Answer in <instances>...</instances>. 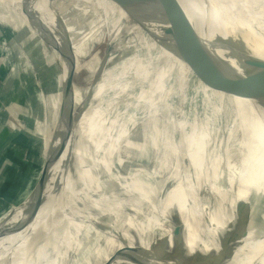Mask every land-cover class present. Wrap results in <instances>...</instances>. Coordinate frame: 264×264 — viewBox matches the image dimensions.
<instances>
[{"label": "rangeland", "instance_id": "1", "mask_svg": "<svg viewBox=\"0 0 264 264\" xmlns=\"http://www.w3.org/2000/svg\"><path fill=\"white\" fill-rule=\"evenodd\" d=\"M37 2L53 17L60 36L64 29L73 33L71 43L78 71L74 80V110L81 106L87 96L94 81L93 73L97 70L99 62L104 59L108 45L113 47V53L106 61L92 102L81 115L75 147L70 151L66 149L56 165L58 147L55 152L50 150L51 167L45 176L41 177L45 160L41 162L38 159L35 162L29 146L28 150H22L13 142L8 145L7 151L21 152L20 162L16 164L15 169L17 178L28 170L29 163L32 169L37 168L25 189V194L29 192L33 197L35 186L38 181L40 182L36 196L41 198V207L36 221L31 232L23 235L15 245L24 244L41 236H45L44 239L54 234L58 236L56 243L46 245L26 264H105L117 252L121 240L129 243L135 237L142 239L135 245L133 243L132 248L137 246L149 249L156 241L164 237L171 238L173 229L164 233L163 228L170 230L169 226H159L167 222L174 228L179 224L175 223L176 220L172 217L174 211L179 214L184 228L188 229L204 213L217 210L218 202L241 177L246 174L247 180L251 177V167L263 153L261 141L264 120L246 156L242 159L241 155L233 154V145L242 132L240 123L243 118L238 105L233 103L231 105L225 99L214 95V91L209 88V82L220 85L218 75L223 83L226 82L228 75L225 61L221 59L216 49L210 52L213 69L201 71L192 64L182 61L173 50L176 42L169 44L160 40L161 38L157 39L155 35L142 28L140 21L135 22L129 13L113 0H37ZM177 2L182 7L180 1ZM70 15L73 18H69ZM83 22L88 28L81 25ZM25 27L23 24L15 30H10L0 23V65L5 62L10 69L21 56L31 60L30 63L29 61L26 63L29 64L27 72H32L34 67L35 72L38 69L40 71L46 64L40 51L30 41L29 32ZM13 37L16 44L9 47L10 43L6 42V38ZM30 48L34 54L30 52ZM241 53L239 49L232 52V59L237 61V66L240 62L236 56ZM33 55L38 57L37 62ZM174 56L184 63L175 61L171 67L169 64ZM228 59L225 58L230 69L232 68L230 78L233 73L236 75L237 66L230 62V59L227 61ZM163 70H167V73L160 78ZM181 71L183 74L181 73L180 79ZM27 72L23 81L29 75ZM58 74L59 76L52 74V81L49 78L45 79L46 84L43 83L41 86L48 104H53L50 111L54 115L52 124L55 125H58L66 78L65 72ZM8 75L10 74L0 70V81L4 80L3 84L7 83ZM244 80L245 74L239 81L242 89L236 76V80L235 78L233 80L234 90L243 95L241 102L244 105L253 106L260 97L251 104L247 102L250 81ZM182 86L185 88L183 91ZM52 89L55 93L49 91ZM10 90L9 86L4 91L7 94L10 92L12 96L7 95L9 97L2 101L0 98L2 106L0 130L13 127L15 123L14 128L17 132L30 141L32 139L34 142H41L39 134L44 127L43 124L35 120L28 127V123L22 118V108L18 100L22 99L21 96L25 93ZM18 91L22 94L19 95ZM233 95L235 94L232 93ZM115 96L121 98L122 103L128 101L134 105L157 98L156 101L169 106L172 110L167 131L169 158H172L174 163L164 172H160L159 176L151 178L148 173L161 166L158 161L164 138L163 118L144 115L141 111L128 109L123 104L108 117L104 113L106 112L104 105L109 98ZM34 109L37 113L38 108L34 106ZM121 110L126 111L125 114L115 117ZM253 112L254 108H249L246 115L252 118ZM48 118L52 119L50 115ZM101 123L102 125H99L100 127L98 126L90 136L86 134L90 127ZM86 143L91 146L96 144L98 147L88 148L85 146ZM49 149L50 144L47 143L46 157ZM40 150L43 152L42 146L39 152ZM40 157L39 155L38 158ZM3 158L5 155L0 154V161ZM70 162L74 164L72 169L68 167ZM64 166H67L65 171ZM229 176L233 178L231 184ZM2 178L4 172L0 173L1 188L5 181L2 182ZM150 181H156L157 184H154L151 194V197H156L155 216L149 219V223L147 222L149 225L146 223L147 228L139 231L138 234H141L136 236L133 221L127 219L125 212L120 214L117 211L120 203L126 200V197L119 194L128 191L127 196L134 195L150 186ZM161 181L165 184L159 188ZM219 184H225L226 187L223 188ZM19 204L20 208L12 215L13 218L22 215L30 206L22 202ZM46 206L50 208L46 209ZM195 210L198 212L194 213ZM166 216L169 218L164 220ZM15 228H7L11 231L6 235H0V242H4Z\"/></svg>", "mask_w": 264, "mask_h": 264}, {"label": "bare ground", "instance_id": "2", "mask_svg": "<svg viewBox=\"0 0 264 264\" xmlns=\"http://www.w3.org/2000/svg\"><path fill=\"white\" fill-rule=\"evenodd\" d=\"M179 1L182 4V9L187 21L189 23L193 22L196 25L197 32L201 35L202 39H204L207 45L216 43L217 46H219L220 53L221 55L223 54L224 60L225 58H229L230 62H233L236 65L237 61L232 59L233 57L232 52H235V49H239L241 50L242 53L236 56L237 59H239L238 61L241 63L242 59H246V61L250 63V68L248 69V71L244 69L245 66L243 67V65H242V69H244L245 71L246 82L250 81V87L247 95V102L251 104L260 97L256 101L255 105H253L254 107L252 105L251 106L244 105L243 102H241V100L243 99V95L242 94H241L242 96L239 95V91L236 92L234 90V83H233L234 78L236 80V76H237L239 82L243 76V75L240 76L241 75L240 66L236 65L237 66L236 70L238 71L237 72L238 74L236 73L235 75L233 73L229 78V81L223 83L221 81L220 76L218 75L217 79L218 82H220L219 86H217L216 84H211L210 82L208 83L209 88L214 91V95H218L221 99L222 98L225 99V101H228V103H230L231 105L233 103L238 105V107L240 108V112L242 113L243 120L242 123H240L239 121L240 116H239L238 121L241 124L242 132L240 133L239 138L236 140L235 145H233L232 152L235 155L236 154L241 155L243 159L246 156V153L250 145H252V142L258 133L260 125L264 120V0H179ZM33 21H38L41 24L44 23L48 27H50V29L54 33H56L57 35L60 34L58 25L53 19V17L50 15V13H48V11L43 6H41L37 2V0H0V23L4 27L10 30H15L23 24L26 26L25 28L30 35V41L40 51V54L43 56L44 64H46V67L42 68L39 72L40 77L41 79L44 80V82L45 79L48 78L51 79L52 81V74L59 76L58 72L60 73V75L61 72H65L64 66L62 67L63 60L60 53H58L55 49L50 47L48 43L40 37L37 31H35L32 28L30 23H32ZM60 39L61 38L59 37L58 38L59 42L62 41ZM234 54L236 55V53ZM229 59L227 61H229ZM175 61H180L179 62L180 64L184 63L174 56L172 61H170L169 65L172 67ZM233 63H232V67H233ZM244 64H245V60H244ZM47 71L48 74H46ZM166 73L167 70H163L160 74L161 76L160 78H162ZM179 73H180L179 78L181 79L183 71ZM255 78L259 80V83L255 81ZM235 87L237 89V86ZM184 89H185L184 86H182L181 90L183 91ZM49 91L55 93V90L53 89ZM232 93H234L235 95L232 96ZM120 100L121 98H119L118 96H115V98H109L107 100V102L104 105V109L106 111L104 113L106 116L109 117L110 115H112L113 111H115L119 105L123 104L126 108L139 110L144 115L157 116L163 118L164 138L162 144V153L160 154L158 161L160 162L161 166L160 168H156V170L151 171V173H148V176L151 178L155 176H159L160 172H164L166 168H169V166L173 165L174 163L173 159L169 158L170 155L168 152L169 135L167 131L169 126V116L171 115L170 112L172 110L169 108V106H165L164 104H160L158 101H156L157 98L156 100H152V101H141L137 103V105H134L133 102H128V101H124L122 103ZM252 107L254 108V112L251 118L246 115V112L249 108L253 109ZM125 112L126 111L121 110L115 117L124 115ZM99 125H102V123L90 127V131L88 130L86 134L90 136L95 130H97V127ZM55 126H56L55 124H52L51 128L49 129L50 127L49 125L48 128L45 127L44 129H41V132L39 134V136L42 138V141L39 142L40 143L39 145H41L43 148V152L41 151L42 149L39 152V155L41 157L43 154V158L42 159L41 157L39 158L41 162H43L46 157L45 149L47 143L48 145L51 144V152H55V149L58 147L59 139L57 135L59 133L60 126H57L56 128L57 133L55 138L54 139L51 138ZM48 133L50 136L48 135ZM261 143L263 146V153L259 159H256V163L252 165L251 176L253 175L259 176L262 175V173L264 172V134L262 136ZM71 145L72 143H70L66 149L70 151ZM85 146L94 149L98 147L96 146V144L94 146H91V144L89 143H86ZM51 152H50V156H52ZM51 161L52 159H50V162ZM144 178H146V176ZM232 179L233 178L229 176L228 180L230 184L233 183ZM246 180H247V174L244 175L243 178L241 177L226 193V195L218 202V209L215 210L214 212H210L211 216H209L210 219L207 222V225H205V219H204L205 215H203L204 217L203 216L200 217L188 229H185V234H186L185 239L187 244L185 250L188 257H190V259L192 258L195 259L196 261L197 256L198 257L201 256V258L205 260L209 257L210 252L217 249L218 234L216 235L214 233L211 236H208L205 233L206 231L205 228L207 226L210 227V224H216L218 227H224L222 225L223 221L221 219L225 217L222 216L221 213H224L223 210H225L224 209L225 205L230 200L229 197L232 196L234 192H239V190H241V187L244 185L243 183H245ZM154 184L157 185L156 181H150V186L131 196H127L129 194L128 191L119 194V196L121 197H126V200L120 203L117 211L120 214L121 212H125L127 219L133 221V225L135 226V230H136L135 233H137L136 236L141 234V233L138 234L139 231L147 228L146 223L147 222L149 223V219L151 220V218L153 219V217L155 216L156 197L154 198L151 197V194L153 193L152 190L155 187ZM164 184H165L164 181H161V185L159 184V188H161V186H163ZM219 185L222 186L223 188L226 187L225 184L224 185L219 184ZM240 194L241 192H239L237 200L243 201V199L241 198L242 195ZM24 195L25 196L22 200V203L30 204V206L28 207V209H26V211H24L22 215L20 214L11 220L10 225L8 227L10 229L14 227L16 228L10 235H8L7 239L4 242H0V264H26L30 260L35 258V256L41 251L42 248H44L46 245H49L51 243H56L58 239L57 234H54L52 237H48L45 239H44L45 236L43 237L41 236L42 238L37 237L24 244L15 245L16 242L23 235H26L31 232L33 223L36 221L38 211L41 207L40 196H36L34 201H32L31 193L28 192ZM256 198H258V196H255L252 199L254 205L257 203ZM235 202H236L235 200H232L230 204L233 205ZM246 202L248 201L246 200ZM47 205H51V204H47ZM45 208L48 209L50 208V206H46ZM193 212L196 213L198 212V210H195ZM193 212L191 214H193ZM143 213H145V215L142 216ZM140 217L141 220H139ZM168 218L169 216H166L164 217V220H167ZM165 225H168L170 230H166V227H164ZM159 227H164L163 228L164 233L170 232L173 229L172 226H170L169 223L167 222L163 223ZM203 233L207 237H203L204 236ZM262 234L263 233H261L260 235L258 234L259 236L256 237L251 230L248 238L238 247L236 255L231 264H245L247 258L250 256L254 248L257 246ZM140 239H142V237H138V238L135 237L132 239V241H130L129 243L127 242L125 244H127L129 247H133V243L135 245L137 241H139ZM125 244L123 240H121L120 247L118 248L117 251L123 249ZM178 261H181V259H179Z\"/></svg>", "mask_w": 264, "mask_h": 264}, {"label": "water", "instance_id": "3", "mask_svg": "<svg viewBox=\"0 0 264 264\" xmlns=\"http://www.w3.org/2000/svg\"><path fill=\"white\" fill-rule=\"evenodd\" d=\"M113 1L123 10L127 11L135 22L138 23L140 21L139 23H141L140 25L142 28L147 30L151 35H155L157 39L161 38L160 40L164 42L166 41V43L169 44L176 42L173 50L177 55H179L182 61L192 64L194 68L196 67L201 71L213 69L210 52L212 50L215 51L214 49H216L221 55L219 50L220 48L216 43H212L210 45L205 43L204 39H202L201 35L195 29V25L187 21L182 7L177 2L179 0ZM30 24L50 47L60 53L63 60L62 67L64 66L66 74L62 92L63 103L60 107L57 119L58 125L56 124L51 137L53 139L55 138L57 133L56 128L57 126H60L59 133L57 135L59 137V144L58 153H56V165L59 157L63 156L70 143H72L70 147L71 150L75 147L78 139L79 120L81 119V115L84 110L90 105L94 98L98 87L99 77L97 75L94 79L93 84L81 106L74 110L73 101L75 97V86L73 79L74 74L76 73V59L67 30L64 29L62 35L60 36V34L57 35L54 33L50 27L44 23L41 24L38 21H33ZM58 36L62 41H58ZM110 52L111 47L107 49L104 62H106L110 57ZM221 59L225 61L222 55ZM225 64L228 69L226 81H229L232 68L230 69V65L228 66L226 61ZM242 65L243 67L245 66V70H247V66L248 69L250 68V63L247 62L246 59H242V62L238 65L241 67L240 76L245 74L244 69H242ZM102 68L103 66L100 68V71ZM236 72L238 71L236 70ZM244 81L246 82V79ZM255 81L259 83V80L256 78ZM239 84H241V82H238V85ZM239 87L242 88L240 85ZM50 150L51 144L45 159L44 168L41 172V177L45 176L46 172L51 167L49 159ZM71 165L72 163L70 162L68 167ZM64 167L65 171L67 166ZM62 175H60L59 179H61ZM39 185L40 182L38 181L33 192V201L36 198ZM58 185L59 182H57L56 186L58 187ZM239 192H241L240 195H242L241 198L243 201L237 200ZM239 192H234L232 196H230V193V197L228 196L230 200L225 205V210H223L224 213H221V215L225 217L221 219L224 227H218L216 224H210V227L207 226L205 228V233L208 236H211L214 233L216 235L218 234V247L209 253V257L207 259L204 260L201 256H197V258L194 257L197 259L195 261V259H190V257H188L185 250V247L187 246L185 228L180 222L179 214L174 211V213H172V217L176 220L175 223L179 224L174 226L170 239L164 237L152 244L149 249L137 246L132 248L124 243L125 245L123 249L117 251L105 264H231L238 247L248 238L251 230L256 237H258L261 233H264V172L262 175H253L248 178V180L245 181L242 190H239ZM255 196H258V198H256L257 203L254 205L252 199ZM232 200L236 201L233 205L230 204ZM246 200L248 202H246ZM204 215L205 225H207V222L210 219L209 216L211 215L209 212L204 213ZM10 231L11 230L6 229L1 232L0 235H6L7 233H10ZM203 237L207 236L204 234ZM179 259H181V261H178Z\"/></svg>", "mask_w": 264, "mask_h": 264}, {"label": "crops", "instance_id": "4", "mask_svg": "<svg viewBox=\"0 0 264 264\" xmlns=\"http://www.w3.org/2000/svg\"><path fill=\"white\" fill-rule=\"evenodd\" d=\"M52 1H59V0H52ZM70 9H71V12H73V9L72 8H70ZM71 12H67V13H71ZM69 18H73V17H71V15H70ZM77 20L78 19H76V21ZM83 20H85V19H83ZM81 25H83V26L85 25L86 28H88L87 27L88 25H86V23H84V22ZM73 28L76 29L77 27L73 26ZM79 29H82V28H79ZM84 33L87 34L88 31H86ZM68 34L70 36V39L72 40V36H73L72 31L68 32ZM7 41H8V44L10 43L9 47H11V46L14 47L16 44L14 37H13V39L6 38V42ZM109 47H111V52H110V55H111L113 53V47L108 45L107 49ZM31 51H32V54H34L33 50L30 48V52ZM106 52H107V50H106ZM33 59L37 62L38 57L33 55ZM27 61H29L28 63L31 62V60H28V59L26 60L25 57L21 58V56H20L19 59L17 60V62H15V64L12 65L10 69L5 64V62H2V64L0 65V70L3 73H5V74L9 73L10 74L7 77L8 81L6 84H3L4 80L0 81V84H1V86H0L1 101L3 99H5L6 97H9L7 95L12 96V94L10 92H9L10 94L9 93L7 94L4 91L5 89H8L9 86L11 89L10 91L19 90V91L25 93V95L21 96L22 99L19 98L20 101L18 100L19 105L22 108L21 114H22L23 120H25L28 123V127H30L32 125L31 124L32 121L34 122L35 120H38V121H40V123L43 124V126H44L43 129L45 127L48 128L49 125H50L49 129H50L52 126V123L54 121L53 120L54 115L50 111L51 106L53 104L52 103L48 104L45 92H43V90L41 89L42 84L43 83L46 84V82H44L43 79L41 80L40 73H39L40 71H39L38 67H37L38 70L36 72H35V67L33 68L32 72L31 71H30V73L27 72V71H29V67H28L29 64L26 65ZM105 65H106V62H104V59H103L102 61L99 62V66L97 67V70H95V72L93 73L94 79L98 75V77H99L98 83L100 82L101 74L105 68ZM102 66H103V68L100 71V68ZM26 72L29 75H27V79L25 81H23L24 75ZM77 72L78 71H77V59H76V73ZM33 73H34V75H33ZM76 73L74 74L73 82L75 80ZM9 79H11L13 82L10 81ZM18 80H20V81H18ZM74 86H75V82H74ZM31 91H33V92H31ZM21 92H19V95L22 94ZM33 105L38 108L37 113H36ZM1 111H2V106L0 105V113H1ZM49 115L52 117L51 120H49V118H48ZM15 126H16L15 123H13V127H9L8 129H5L4 131L0 130V154L5 155V158H3V160L0 161V173L4 172V178H2V182H3V180H5L3 182V185H4L3 188L0 187L1 188L0 189V220H1V222H0V233L3 232L4 230H6L7 228H9L8 226L10 225L11 219H13L12 215L15 213V211L17 209L20 208L19 203L22 202V199H23L22 197L25 194V189L27 188L29 181H31L33 179L32 176L35 174V172L37 170V168H36V170H35V168L32 169V167L30 166V163H29L28 170L23 174V176H21L20 178L19 177L17 178V176H16L17 174H16L15 169H16V164L17 163L19 164V162H20L21 152L16 153V152L7 151L8 145L13 142L16 145H19V147H21L22 150H28V146H29V148L31 150V151L30 150L29 151L32 153V155L31 154L30 155H31V157L34 156L35 162L39 159L38 158L39 149L41 146V145L38 146L39 145L38 141L34 142V141H32V139L30 141V139L28 140L21 133L17 132V129L14 128ZM18 151H20V150H18ZM73 165H71L69 168L72 169ZM10 213H12V214L9 215V217H8L7 215ZM6 217H8V218L6 219ZM245 263L246 264H264V233L262 234L257 246L254 248V250L252 251L250 256L247 258Z\"/></svg>", "mask_w": 264, "mask_h": 264}]
</instances>
